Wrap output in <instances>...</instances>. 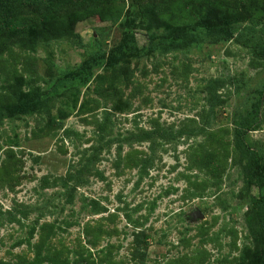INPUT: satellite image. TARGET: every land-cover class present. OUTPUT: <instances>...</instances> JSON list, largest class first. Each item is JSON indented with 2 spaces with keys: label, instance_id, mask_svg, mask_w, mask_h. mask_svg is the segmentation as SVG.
<instances>
[{
  "label": "rangeland",
  "instance_id": "374dc122",
  "mask_svg": "<svg viewBox=\"0 0 264 264\" xmlns=\"http://www.w3.org/2000/svg\"><path fill=\"white\" fill-rule=\"evenodd\" d=\"M172 2L186 8L184 23H202L188 25L187 39L165 38L184 29L178 21L143 22L123 0L115 23L105 6L56 39L9 40L0 103L30 93L42 102L0 117V264H30L40 245L42 256L94 264L256 256L264 24L244 21L242 5L264 16V0ZM234 16L228 39L222 19ZM255 113L244 142L261 155L260 170L235 148L238 122Z\"/></svg>",
  "mask_w": 264,
  "mask_h": 264
},
{
  "label": "trees",
  "instance_id": "16d2710c",
  "mask_svg": "<svg viewBox=\"0 0 264 264\" xmlns=\"http://www.w3.org/2000/svg\"><path fill=\"white\" fill-rule=\"evenodd\" d=\"M131 1L137 5L139 10L138 14L135 12L132 15L135 14L143 22L150 21L155 25H161L162 23H176L178 21L180 25L184 26V29L180 31L174 30L171 34L166 35L165 38H171L173 40L189 38L187 35V27L188 25H194V23H191V21L188 25L184 23L187 20L185 7L175 9L172 0L168 2L162 1L161 3H156L154 0ZM105 6L107 8L113 6L116 9L113 23L125 11L123 0H0V55L9 48V40L11 38L43 36L48 39H56V37H61L71 32L72 24L79 14L93 12L95 9L100 8L105 9ZM242 6L243 12L247 13L242 17L244 21L252 25H257L260 22L264 24V16L262 14L253 15V10L250 7ZM176 17H181L180 21ZM235 17L222 19V24L225 27V37L228 39L233 36L231 21L236 19ZM180 25L176 23L175 26L181 28L182 26ZM196 25L200 26L202 23L198 22ZM196 25L194 26L196 27ZM155 37L156 35L154 34L153 38ZM168 47L169 45L166 46V48ZM258 48L261 49L260 46ZM1 61L2 57L0 56V63ZM41 102L38 95L30 93L25 97H21L16 103H6L7 105L0 103V117L4 114L33 113L41 107ZM256 120V113L252 117L247 116L241 118L238 122L240 129L236 132L235 148L240 153L247 155L250 170H260L262 165L261 155L257 151L250 149L244 142L246 132L255 128ZM144 134L149 138L152 137L151 131L144 132ZM260 201L262 202L263 210H257L255 216L259 228L263 231L264 239V198H261ZM41 250L43 248L40 245L36 249V258L34 261H30V264H40L41 262H51V264H76L78 262L77 264H81L82 260L85 261L82 264H94L88 259H77L73 262H70L68 258L65 261L58 260V254H56L57 257L42 256ZM106 258L107 262H104V264H118L112 257L109 256ZM247 264H264V240L261 248L256 251V256L251 258Z\"/></svg>",
  "mask_w": 264,
  "mask_h": 264
},
{
  "label": "water",
  "instance_id": "95a60500",
  "mask_svg": "<svg viewBox=\"0 0 264 264\" xmlns=\"http://www.w3.org/2000/svg\"><path fill=\"white\" fill-rule=\"evenodd\" d=\"M197 214H200V213H197Z\"/></svg>",
  "mask_w": 264,
  "mask_h": 264
}]
</instances>
